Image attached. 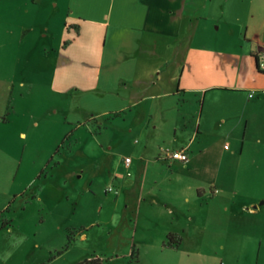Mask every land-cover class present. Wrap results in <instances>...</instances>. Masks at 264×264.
Returning <instances> with one entry per match:
<instances>
[{
	"label": "crops",
	"instance_id": "obj_1",
	"mask_svg": "<svg viewBox=\"0 0 264 264\" xmlns=\"http://www.w3.org/2000/svg\"><path fill=\"white\" fill-rule=\"evenodd\" d=\"M52 1L51 15H60L62 25L41 31L50 44L42 53L53 67L50 89L66 97L72 122L102 121L107 128L112 118L120 144L129 139L133 159L87 156L134 190L139 208L157 206L179 218L175 203L151 194L147 177L156 185L187 179V190L199 197L207 188L219 193L223 178L238 176L246 160L252 176L264 175V72L257 64L264 8L258 11L257 0ZM18 135L27 138L24 131ZM171 140L177 145L166 148ZM175 151L188 160L174 159ZM56 193L47 196L51 208L73 197Z\"/></svg>",
	"mask_w": 264,
	"mask_h": 264
},
{
	"label": "rangeland",
	"instance_id": "obj_2",
	"mask_svg": "<svg viewBox=\"0 0 264 264\" xmlns=\"http://www.w3.org/2000/svg\"><path fill=\"white\" fill-rule=\"evenodd\" d=\"M50 3L0 0V264H76L93 255L105 264H264V175L252 176L248 160L238 176L221 179L219 193L207 188L199 197L187 179L176 186L144 178L151 194L175 203V221L157 206L139 208L114 171L89 163L105 153L133 159L134 147L125 137L120 144L112 118L107 128L72 122L66 97L51 91L53 67L42 54L50 44L41 31L59 30L62 17H52ZM61 190L72 199L51 208L47 196Z\"/></svg>",
	"mask_w": 264,
	"mask_h": 264
},
{
	"label": "built area",
	"instance_id": "obj_3",
	"mask_svg": "<svg viewBox=\"0 0 264 264\" xmlns=\"http://www.w3.org/2000/svg\"><path fill=\"white\" fill-rule=\"evenodd\" d=\"M257 64H258L259 70L264 72V49L258 55ZM172 157L174 159H178V160L183 161V162L188 160L187 154L184 153L183 151H175V152H173L172 153ZM125 162H126L127 165H129V163L131 162V159L130 158H126ZM109 190L111 191L112 188H110Z\"/></svg>",
	"mask_w": 264,
	"mask_h": 264
},
{
	"label": "trees",
	"instance_id": "obj_4",
	"mask_svg": "<svg viewBox=\"0 0 264 264\" xmlns=\"http://www.w3.org/2000/svg\"><path fill=\"white\" fill-rule=\"evenodd\" d=\"M67 239H68V243H67V246H68L73 241V237H72L71 232L67 235ZM76 264H105V262L103 259H101L99 257H95V255H93V256H90L89 258H86V259L79 261Z\"/></svg>",
	"mask_w": 264,
	"mask_h": 264
}]
</instances>
